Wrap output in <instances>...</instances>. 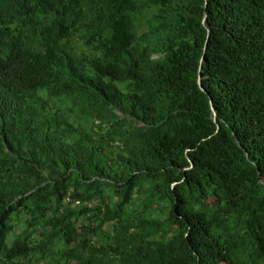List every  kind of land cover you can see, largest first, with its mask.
I'll list each match as a JSON object with an SVG mask.
<instances>
[{"label": "trees", "instance_id": "16d2710c", "mask_svg": "<svg viewBox=\"0 0 264 264\" xmlns=\"http://www.w3.org/2000/svg\"><path fill=\"white\" fill-rule=\"evenodd\" d=\"M0 264H264V0H0Z\"/></svg>", "mask_w": 264, "mask_h": 264}, {"label": "water", "instance_id": "95a60500", "mask_svg": "<svg viewBox=\"0 0 264 264\" xmlns=\"http://www.w3.org/2000/svg\"><path fill=\"white\" fill-rule=\"evenodd\" d=\"M206 19H207V15H205V17H204V27H205V29L207 30V32H208V40H209V37H210V28H209V26L207 25V23H206ZM203 63V59H202V61H201V64ZM200 68H202V65H201V67ZM202 79H201V77L199 76V79H198V84H199V87H200V90L203 92V93H206V90L202 87ZM211 106H212V102H211ZM212 111H213V114H214V120L216 121V116H217V114H216V112H215V110H214V108H213V106H212Z\"/></svg>", "mask_w": 264, "mask_h": 264}]
</instances>
